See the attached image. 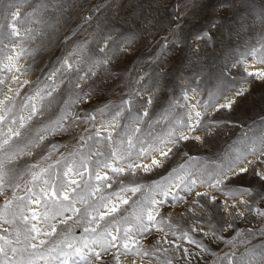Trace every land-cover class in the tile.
Here are the masks:
<instances>
[{
    "label": "snow or ice",
    "instance_id": "obj_1",
    "mask_svg": "<svg viewBox=\"0 0 264 264\" xmlns=\"http://www.w3.org/2000/svg\"><path fill=\"white\" fill-rule=\"evenodd\" d=\"M216 5L222 35L258 38L202 81L180 74V33L211 0H0V264H264V118L191 151L264 85V0ZM149 40L159 70L108 99Z\"/></svg>",
    "mask_w": 264,
    "mask_h": 264
},
{
    "label": "rangeland",
    "instance_id": "obj_2",
    "mask_svg": "<svg viewBox=\"0 0 264 264\" xmlns=\"http://www.w3.org/2000/svg\"><path fill=\"white\" fill-rule=\"evenodd\" d=\"M93 2L95 3L97 0H93ZM257 4H259V0H257ZM225 7L231 8V4H227ZM81 15H87V13H81ZM220 15L221 13L218 6L216 5V0H211L210 7L196 9L193 12H190L182 20L183 27L180 34L187 38V45L185 46V54L187 58L184 60V64L181 65L183 69V71L180 73L181 75L192 77L194 74L202 72V75H197L196 79L203 81L204 78L211 76L217 71L218 67L222 63L223 55H226L229 51H232L233 47H235L236 51H240L242 50V47L237 46H242L243 42L245 41L253 42L258 38L256 33H253L252 35H243L242 37H237L233 33L232 36L229 37V21L223 22L222 35L220 28L212 27L213 24H221V21L218 19ZM226 15H229L230 19V14ZM79 18V16L73 14L72 22L68 26L69 30L76 26ZM202 29L210 31L215 37V42L204 43L201 41H195L193 36ZM89 31H91V29H89ZM81 35H87V33L82 32ZM60 39V47L62 48L63 36H61ZM153 46L154 41L149 40L141 48V51L144 55L127 65V71L122 72L124 79L117 82L114 87L109 89L107 93L108 99H114L116 96H118L120 94L119 89L124 88V85L127 83L128 79H130L136 73H140L141 75L145 73L154 75V71L159 70L156 64L147 60V55ZM193 52H196L197 54L192 55ZM58 54V48H53L51 52L43 55L42 63L47 65L51 60H54ZM39 63H41V61H38V64ZM169 79H171V76ZM145 82H147L146 79ZM174 89L176 91L179 90L175 85ZM222 115L226 116L232 121L231 125H229L227 128H224L222 130L223 134L217 137L215 140H210L204 146L197 145L192 147V154L207 158L211 154L225 149L227 145L236 138V135L246 131L249 127L258 126L260 120L264 118V85L256 84L252 86L249 94L239 101L233 112L223 113ZM56 139L60 143H73V141L68 138ZM240 227L244 228L245 225L241 224ZM253 242L256 243L257 241ZM213 250L217 255H223L225 252H230L233 249H230L224 244H219L213 245ZM235 251L236 254L239 255L244 251V248L238 247L235 249ZM201 264H203V261ZM209 264H211V261H209Z\"/></svg>",
    "mask_w": 264,
    "mask_h": 264
}]
</instances>
